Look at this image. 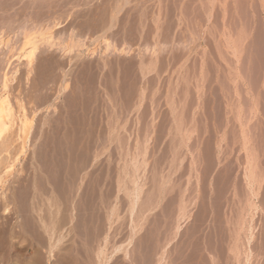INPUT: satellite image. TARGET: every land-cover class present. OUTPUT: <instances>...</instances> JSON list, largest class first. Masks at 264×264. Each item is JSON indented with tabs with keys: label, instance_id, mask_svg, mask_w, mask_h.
<instances>
[{
	"label": "rangeland",
	"instance_id": "1",
	"mask_svg": "<svg viewBox=\"0 0 264 264\" xmlns=\"http://www.w3.org/2000/svg\"><path fill=\"white\" fill-rule=\"evenodd\" d=\"M122 1L60 0L33 23L55 45L39 42L30 67L20 35L0 45V92L6 76L14 116L32 119L0 151V246L18 221L50 226L62 201L93 210L76 264H264V0Z\"/></svg>",
	"mask_w": 264,
	"mask_h": 264
},
{
	"label": "bare ground",
	"instance_id": "2",
	"mask_svg": "<svg viewBox=\"0 0 264 264\" xmlns=\"http://www.w3.org/2000/svg\"><path fill=\"white\" fill-rule=\"evenodd\" d=\"M69 1V0H66ZM108 2V0H106ZM126 2V0H124ZM104 2V1H103ZM119 2V1H118ZM125 2H121L120 4L123 5V3ZM65 3V2H63ZM78 4V3H77ZM117 4V1L116 3ZM63 5V4H62ZM67 5V3L65 4ZM88 5V4H87ZM107 5V3H106ZM79 6V5H78ZM76 6V8L78 7ZM83 6V5H82ZM117 6L120 7V5L118 4ZM61 2L60 0H0V45H7L8 42V37L10 36V34H18L21 37V43L20 47H19V56L22 55L26 58V64L30 67L33 64L34 61V54H35V50L38 47L39 42H46L45 44H47L46 46H48L49 48L55 45V42H53V39L51 38V31L50 32H46L47 37L44 35L42 36V33L39 34L40 39L37 40L36 38V34L37 32H44L46 30L45 25H47V23L41 26H36L33 23L38 21L41 22L43 19H45V17L47 18V16H50L54 19H57V15L59 16L58 12L59 8L61 9ZM69 7V6H68ZM73 7L75 8V5H73ZM95 6H93L94 8ZM105 6H103L104 8ZM111 7V6H110ZM64 8V6H63ZM71 8V7H70ZM106 8V7H105ZM117 8V7H116ZM101 9V8H99ZM122 9V8H121ZM120 9V11H121ZM93 10V9H92ZM104 10V9H103ZM63 11V9H62ZM61 11V12H62ZM66 11V9H65ZM70 11V10H69ZM72 11V10H71ZM70 11V12H71ZM91 11V10H90ZM113 11V8H112ZM119 11V9H118ZM74 11H72L71 13H73ZM70 13V14H71ZM76 13V12H75ZM80 13V12H79ZM94 13V12H93ZM98 12H96L97 15ZM118 13V12H117ZM115 13V14H117ZM120 13V12H119ZM52 14V15H51ZM53 14H57V15H53ZM61 14V13H60ZM68 15L71 17V15ZM81 14V13H80ZM79 14H76V16ZM85 15V14H83ZM118 15V14H117ZM81 16V15H80ZM75 17V18H79ZM90 17L93 18V15H89ZM116 16V15H115ZM62 17V16H60ZM83 17V16H82ZM51 18V19H52ZM89 18L88 15L86 17V19ZM95 18V17H94ZM114 18V17H113ZM48 19V18H47ZM64 19H67L66 16ZM69 19V18H68ZM72 22L74 21V18H72ZM76 19V20H77ZM90 19V18H89ZM96 19V18H95ZM94 19V20H95ZM71 19H69L70 21ZM80 20V19H79ZM81 20L83 21V19L81 18ZM92 20V19H91ZM91 20H89V22L87 23H92ZM97 20V19H96ZM103 20V19H102ZM113 20V19H111ZM116 20V19H115ZM46 21V20H44ZM42 21V22H44ZM51 21V20H50ZM49 21V22H50ZM82 21L78 22V20L76 21L77 23L82 24ZM87 21V20H85ZM41 22V23H42ZM47 22V21H46ZM52 22V21H51ZM61 22V19H60ZM75 22V25L78 26ZM95 22V21H94ZM112 23V21H110ZM108 22V24L110 23ZM62 23V22H61ZM86 24V26L89 24ZM51 24V23H50ZM58 21L54 22L53 25L54 26H58ZM68 24V23H67ZM84 24V22H83ZM113 24V23H112ZM70 25V24H68ZM48 26V25H47ZM71 26V25H70ZM81 26V25H80ZM85 26V25H84ZM85 26V28H86ZM82 27V26H81ZM112 27V26H111ZM65 28V26H64ZM103 28V27H102ZM68 29V27H67ZM70 29V28H69ZM82 29V28H81ZM110 29V27H109ZM93 30V29H91ZM106 30V29H105ZM67 31V30H65ZM71 31V30H70ZM78 31V30H77ZM76 31V32H77ZM104 31V30H103ZM106 31H104L105 33ZM75 33V32H74ZM73 33V35H74ZM72 35V36H73ZM72 36L69 37V41H71V39L73 38ZM75 36V35H74ZM72 37V38H71ZM56 38V37H55ZM60 38V37H59ZM66 39V37H64ZM63 39V38H62ZM61 39V40H62ZM60 41V39H59ZM66 42L65 44L61 45L60 42H57V45H61V49L63 52H70L73 47L75 48V46H77V44L79 45L78 40L77 42ZM74 41V40H73ZM76 41V40H75ZM9 45V44H8ZM11 45V44H10ZM45 46V45H44ZM109 46V44L107 43V47ZM3 47V46H2ZM56 47V46H55ZM60 48V47H58ZM109 49V48H108ZM107 51V50H106ZM51 53V52H50ZM72 53V52H71ZM124 53V52H123ZM75 54V53H74ZM13 55V54H12ZM53 56V55H52ZM51 56V57H52ZM78 56V55H77ZM44 57V56H43ZM50 57V56H49ZM72 57V56H71ZM76 57V56H75ZM45 58V57H44ZM53 58V57H52ZM74 57H72L73 59ZM51 59V58H50ZM49 59V61H50ZM48 60V59H47ZM92 60V59H91ZM101 60V59H100ZM48 61V62H49ZM71 61V60H70ZM56 62V61H55ZM16 63V62H15ZM94 64V63H93ZM36 65V64H35ZM110 65V64H109ZM114 66V65H113ZM91 67V66H90ZM106 67V66H105ZM14 68V67H13ZM109 68V67H108ZM54 69V67L52 68ZM91 71V70H90ZM94 71V70H93ZM105 72V71H104ZM113 72V71H111ZM7 73V72H6ZM49 73V72H48ZM6 75V74H5ZM12 75V74H11ZM95 75V74H94ZM97 75V73H96ZM95 75V76H96ZM46 76V75H45ZM50 76V75H49ZM93 76V75H92ZM108 76V75H106ZM4 80H3V88L2 91L0 92V151L3 149L2 147H5V138L7 136V133L9 132V130L11 129V127L14 124L15 119L18 120V133H19V138L22 139L21 143L22 145L25 143L27 135L30 131L31 128V123H32V119L27 118L26 113H21L19 116H14V110L12 111L11 107L9 106V102H8V97L6 98V96L4 95L6 92V87H7V78L6 76H4ZM40 77V76H39ZM86 77V76H85ZM90 77V76H89ZM15 78V77H14ZM83 78V77H82ZM93 78V77H91ZM10 79V78H8ZM68 79V78H67ZM90 79V78H89ZM86 80V79H84ZM61 81V80H60ZM114 81V80H113ZM116 81V80H115ZM79 82V81H78ZM94 83V82H93ZM91 84V83H90ZM34 85V84H33ZM43 85V84H42ZM86 85V84H85ZM89 86V85H87ZM85 87V86H84ZM60 91V90H59ZM61 92V91H60ZM41 93V92H40ZM109 93V92H108ZM92 94V93H91ZM99 97V96H98ZM17 97H15L16 99ZM20 100V99H19ZM11 101V100H10ZM70 101V100H69ZM104 101V100H103ZM67 102V101H66ZM23 105V103H22ZM70 105V104H69ZM79 108V107H78ZM20 110V108H19ZM22 110V109H21ZM95 111V110H94ZM16 112V111H15ZM101 112V111H100ZM31 113V112H30ZM34 114V113H32ZM78 114V113H77ZM77 116V115H76ZM66 118V117H65ZM81 118V117H80ZM51 119V118H50ZM34 120V119H33ZM84 124V123H83ZM87 124V123H86ZM36 125V124H35ZM68 125V124H67ZM82 125V124H81ZM33 127V126H32ZM41 127V126H40ZM97 128V127H96ZM65 133V132H64ZM15 134V133H14ZM18 135V134H17ZM30 139V138H29ZM93 139V138H92ZM28 140V138H27ZM13 141V140H12ZM15 142V141H14ZM27 142V141H26ZM27 144V143H26ZM32 144V143H31ZM27 146V145H26ZM10 148V147H9ZM26 148V147H25ZM5 152V151H4ZM38 153V151H37ZM94 154V153H93ZM15 155V154H14ZM41 156V155H40ZM53 156V155H52ZM98 156V155H97ZM17 157V156H16ZM20 157V156H19ZM36 159V158H35ZM101 159H103L101 157ZM11 163V162H10ZM100 163V162H99ZM106 164V163H105ZM109 165V164H108ZM5 167V166H4ZM1 169V168H0ZM13 169V168H12ZM2 170V169H1ZM42 171V170H41ZM12 173V172H11ZM102 174V173H101ZM99 173V177L101 175ZM110 174V173H109ZM108 174V175H109ZM80 176V174H79ZM102 177V176H101ZM108 177V176H107ZM91 178V177H90ZM104 178V177H103ZM88 179V178H86ZM96 180V179H95ZM106 180V179H105ZM104 181V180H103ZM54 182V181H53ZM90 183V182H89ZM89 183L87 186H89ZM98 183V180H97ZM95 183V186L96 184ZM101 183V182H100ZM99 183V184H100ZM106 183V181H105ZM108 183V182H107ZM48 184V183H47ZM75 184V183H73ZM85 184V183H84ZM98 184V185H99ZM103 184V182H102ZM61 185V184H60ZM71 185V184H70ZM92 184L90 183V186ZM101 185V184H100ZM99 185V186H100ZM106 185V184H105ZM108 185V184H107ZM74 187V185H73ZM85 187V186H84ZM82 187V188H84ZM98 187V186H97ZM105 187V186H104ZM103 187V188H104ZM110 187V186H109ZM58 188V187H57ZM60 188V187H59ZM86 188V187H85ZM99 188V187H98ZM136 189V188H135ZM48 190V188H47ZM63 190V189H62ZM70 190V189H69ZM82 190V189H81ZM72 191V189H71ZM70 191V192H71ZM73 191H75V189H73ZM72 191V192H73ZM90 191V190H89ZM87 191V192H89ZM106 191H112L111 188L110 190H105ZM68 192V191H67ZM68 192V193H70ZM83 192V191H82ZM139 192V191H138ZM50 193V192H49ZM77 193V192H76ZM75 193V194H76ZM90 193V192H89ZM88 193V194H89ZM94 193V192H93ZM135 193V192H134ZM54 194V193H53ZM60 194V193H58ZM56 194V195H58ZM63 194V193H62ZM103 194V192H102ZM105 194V193H104ZM107 194V193H106ZM55 195V197H56ZM68 195V194H67ZM85 195V194H84ZM83 195V196H84ZM101 195V194H100ZM108 195V194H107ZM51 196V195H50ZM53 196V195H52ZM59 196V195H58ZM57 196V197H58ZM63 196L65 197V195L63 194ZM70 196V195H69ZM81 196V195H80ZM81 196V197H83ZM106 196V195H105ZM54 197V198H55ZM73 197V196H71ZM90 197V196H89ZM34 198V197H32ZM51 198V197H49ZM53 198V199H54ZM69 198V197H68ZM85 198V197H83ZM93 198V197H92ZM111 198V197H110ZM136 198H138V196L135 197V199H133V204L135 205L136 202ZM35 199V198H34ZM33 199V200H34ZM52 199V198H51ZM52 199V200H53ZM59 199H61L59 197ZM67 199V198H66ZM82 199V198H81ZM96 199V198H95ZM32 200V201H33ZM38 200V199H37ZM68 200V199H67ZM77 200V199H76ZM80 200V199H79ZM109 200V199H108ZM56 201V200H55ZM69 201V200H68ZM72 201V200H71ZM82 201V200H81ZM86 201V200H85ZM94 201V200H93ZM96 201V200H95ZM106 201V200H105ZM16 202V201H15ZM39 202V200H38ZM53 202V201H52ZM60 202V201H59ZM59 202H55L53 205L55 206L54 209H51L50 207L52 206H48L50 210H55V212H53V219L52 217L50 218L52 220V223L50 224V226H38V224L36 225V228H29V227H25L22 223L18 221L16 225H13L14 229H12V232L10 233V236L16 238L17 240L14 241V243H11L10 245H8L7 247L3 248L2 246H0V264H50V263H55V264H76L74 259H77V255L80 256V254H77L78 251V247L80 246V244L82 243L83 237L82 236H76V224L78 222H84L88 223L89 226H93L91 223L92 222V216H93V210L92 211H87V213H82V217H78L76 216V214L71 212V215L65 214L62 211L64 209H62L63 207L60 206V203H62V201ZM88 202V201H87ZM110 202V201H109ZM31 203V202H30ZM64 203V202H63ZM74 203V202H73ZM77 203V202H76ZM85 203V202H84ZM89 203V202H88ZM107 203V202H105ZM47 204V203H46ZM51 204V203H50ZM48 204V205H50ZM65 204V203H64ZM72 204V203H71ZM78 204V203H77ZM86 204V203H85ZM40 205V204H39ZM66 205V204H65ZM73 205V204H72ZM83 205V204H82ZM91 206L93 204H90ZM106 208H107V204ZM67 207L69 206L66 205ZM65 206V207H66ZM71 206V205H70ZM69 206V207H70ZM184 206V205H183ZM29 207V206H28ZM68 207V208H69ZM87 207V206H86ZM85 207V208H86ZM105 207V206H104ZM74 208V207H73ZM77 208V207H76ZM94 208V207H93ZM98 208V207H97ZM36 209V208H35ZM34 209V210H35ZM44 209V208H43ZM91 209V208H90ZM132 209V208H131ZM10 208L8 206H6L4 208V211L9 212ZM18 210V209H17ZM16 210V211H17ZM37 210V209H36ZM72 210V209H71ZM74 210V209H73ZM80 210V209H79ZM76 210V211H79ZM88 210V209H87ZM96 210V209H95ZM101 210V209H100ZM99 210V211H100ZM15 211V210H14ZM30 211V210H28ZM50 211V212H52ZM131 211V210H130ZM74 212V211H73ZM96 212V211H95ZM106 212V211H105ZM20 213V212H19ZM100 213V212H99ZM18 214V213H17ZM51 214V213H50ZM50 214H48L50 216ZM104 214V212L102 213V215ZM108 214V213H107ZM140 215L142 213H139ZM16 215V214H15ZM46 215V214H45ZM105 215V214H104ZM120 215V214H119ZM145 214H143L144 216ZM40 216V215H39ZM44 216V215H43ZM107 216V215H106ZM131 216V215H130ZM129 216V217H130ZM34 217V216H33ZM41 217V216H40ZM47 217V216H46ZM44 217V218H46ZM99 217V216H98ZM110 215H108L106 218L109 219ZM150 217V216H149ZM153 217V216H152ZM17 218V215H16ZM95 218V217H94ZM135 218V217H134ZM101 219V218H100ZM103 219V217H102ZM49 220V217L48 219ZM50 220V222H51ZM97 220V219H96ZM31 222V221H30ZM27 224V223H26ZM25 224V225H26ZM42 224V223H40ZM39 224V225H40ZM83 223H81L82 225ZM86 225V224H85ZM27 226V225H26ZM35 226V225H34ZM66 228L67 226V229ZM87 226V225H86ZM89 226H87V228H85L86 230L89 229ZM144 226V225H143ZM148 226V225H147ZM10 227V226H9ZM85 227V226H84ZM108 228V226H106ZM114 227V226H113ZM77 228H79V226H77ZM83 226L81 227V229H77L79 230V232L82 230ZM105 228V227H104ZM39 229V230H37ZM159 229V228H158ZM37 230V232H36ZM115 230V229H114ZM155 230V229H154ZM84 230H82L81 232H83ZM89 231V230H88ZM92 231V230H91ZM118 231V230H117ZM162 231V230H161ZM160 231V233H161ZM178 231V230H177ZM86 232V231H85ZM102 230H101V226L95 228V231H93V234L90 235L91 237L97 238L100 237L99 235L101 234ZM120 232V230H119ZM121 233V232H120ZM132 233V232H131ZM174 233V232H173ZM78 234V233H77ZM109 234V233H108ZM119 234V233H117ZM151 234V233H150ZM156 234V233H155ZM81 235V234H80ZM97 235V237H96ZM113 235V234H112ZM144 235V234H143ZM147 235V233H146ZM145 235V236H146ZM184 235V234H183ZM87 236V235H86ZM116 236V235H115ZM135 236V235H134ZM31 237V238H29ZM89 237V238H91ZM110 237V236H109ZM127 237V236H126ZM131 237V236H130ZM143 237V236H142ZM160 237V236H159ZM173 237V236H172ZM87 238V237H86ZM121 238V237H120ZM145 238V237H144ZM30 239V240H29ZM92 239V238H91ZM89 239V242L92 240ZM119 239V238H118ZM135 239V238H134ZM138 239V238H137ZM155 239V238H154ZM161 239V238H160ZM179 239V238H178ZM11 240V239H10ZM97 240V239H96ZM151 240V239H150ZM12 241V240H11ZM27 241V242H26ZM66 241H68V244H66ZM86 241V239L84 240ZM101 241L104 245V247L106 248V246H108V243L110 241V238L108 239V235L105 233L102 235ZM4 242V241H3ZM114 242V241H113ZM132 242V241H131ZM130 242V243H131ZM147 242V241H146ZM88 242H86L87 244ZM90 243V244H91ZM112 243V242H111ZM130 243L128 244L127 247H129ZM144 243V242H143ZM182 243V242H181ZM84 244V245H86ZM96 244V243H95ZM149 244V243H148ZM218 244V243H216ZM83 245V246H84ZM88 245V244H87ZM112 245V244H111ZM136 245V243H135ZM146 245V244H145ZM82 246V247H83ZM94 246V245H93ZM114 246V245H113ZM149 246V245H148ZM212 247V246H210ZM91 248V247H90ZM89 248V249H90ZM137 248V247H136ZM135 248V249H136ZM175 248V247H174ZM180 248V247H179ZM213 248V247H212ZM220 248V247H219ZM83 249V248H82ZM94 249V248H93ZM138 249V248H137ZM149 251V248H147ZM120 250V247H116L115 251ZM122 251H126V248L122 249ZM104 251V248L102 247L99 251H98V256H100ZM140 251V250H139ZM142 251V250H141ZM209 251V250H207ZM107 252V251H105ZM120 252V251H119ZM128 252V251H127ZM144 252V251H142ZM195 252V251H194ZM212 252V250H211ZM221 252V251H220ZM104 253V252H103ZM135 253V252H134ZM147 253V252H146ZM177 253V252H176ZM182 253V251L180 252ZM106 254V253H105ZM130 254V253H129ZM143 254V253H142ZM165 254V252H164ZM173 254V253H172ZM194 254V253H193ZM69 255V256H67ZM95 255V254H94ZM97 255V254H96ZM111 255V254H110ZM147 255V254H146ZM166 255V254H165ZM219 255V254H218ZM223 255V254H222ZM109 256V255H108ZM142 256V255H141ZM148 256V255H147ZM154 256V255H153ZM214 256V255H213ZM217 256V255H216ZM82 257V256H80ZM136 257V256H135ZM151 257V256H150ZM181 257V256H180ZM197 257V256H196ZM219 257V256H218ZM221 257V256H220ZM175 258V257H174ZM183 258V257H182ZM193 258V257H192ZM213 258V257H212ZM216 258V257H215ZM81 259V258H80ZM124 259V258H123ZM136 259V258H135ZM171 259H173L171 257ZM170 259V260H171ZM195 259V258H194ZM104 260V259H103ZM110 260V259H109ZM205 260V259H204ZM95 261V260H94ZM128 261V260H127ZM134 261V259H133ZM140 261V259H139ZM137 261V262H139ZM182 261V260H181ZM202 261V260H201ZM212 261H216L215 259ZM223 262V260H221ZM149 262V261H148ZM162 262V261H161ZM185 262V261H184ZM204 262V261H203ZM206 262V261H205ZM218 262V261H217ZM87 263V262H86ZM100 263V262H99ZM105 263V262H104ZM144 263V262H143ZM186 263V262H185ZM195 263V262H194ZM214 263V262H213ZM230 263V262H229ZM85 264V263H84ZM103 264V263H101ZM172 264V263H171ZM182 264V263H181ZM209 264V263H208ZM216 264V263H215ZM219 264V263H218Z\"/></svg>",
	"mask_w": 264,
	"mask_h": 264
}]
</instances>
